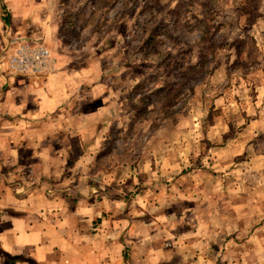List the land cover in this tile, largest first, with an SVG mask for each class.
I'll return each mask as SVG.
<instances>
[{"label": "rangeland", "instance_id": "1", "mask_svg": "<svg viewBox=\"0 0 264 264\" xmlns=\"http://www.w3.org/2000/svg\"><path fill=\"white\" fill-rule=\"evenodd\" d=\"M42 1L3 33L54 64L13 80L40 85L94 55L83 88L116 98L76 104L116 117L98 137L84 125L83 145L65 137L66 180L47 192L118 200L133 231L124 264H264V0Z\"/></svg>", "mask_w": 264, "mask_h": 264}, {"label": "crops", "instance_id": "2", "mask_svg": "<svg viewBox=\"0 0 264 264\" xmlns=\"http://www.w3.org/2000/svg\"><path fill=\"white\" fill-rule=\"evenodd\" d=\"M41 2L0 0V55L18 46L17 34L3 30L35 20ZM87 57L84 66L61 62L40 85L16 83L14 73L0 69V264H124L126 237L133 231L118 200L88 191L50 194L41 184L63 186L69 165L65 137L83 145L84 125L98 137L116 117L107 107L94 113L76 105L116 99L108 90L94 98L93 88H83L80 78L94 61V55ZM99 150L91 149L90 162ZM83 153L71 165L81 166Z\"/></svg>", "mask_w": 264, "mask_h": 264}, {"label": "built area", "instance_id": "3", "mask_svg": "<svg viewBox=\"0 0 264 264\" xmlns=\"http://www.w3.org/2000/svg\"><path fill=\"white\" fill-rule=\"evenodd\" d=\"M18 45L13 52L0 55V68L7 65L8 69L17 75L45 76L51 72L54 60L50 51L37 42H29L18 38Z\"/></svg>", "mask_w": 264, "mask_h": 264}]
</instances>
